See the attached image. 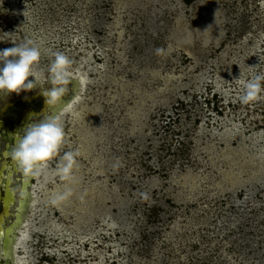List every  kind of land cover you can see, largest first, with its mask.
<instances>
[{
  "label": "rangeland",
  "instance_id": "1",
  "mask_svg": "<svg viewBox=\"0 0 264 264\" xmlns=\"http://www.w3.org/2000/svg\"><path fill=\"white\" fill-rule=\"evenodd\" d=\"M28 40L38 69L62 52L95 73L0 264H264V91L239 100L264 75V0H0V50ZM38 91L0 99L11 132Z\"/></svg>",
  "mask_w": 264,
  "mask_h": 264
},
{
  "label": "clouds",
  "instance_id": "2",
  "mask_svg": "<svg viewBox=\"0 0 264 264\" xmlns=\"http://www.w3.org/2000/svg\"><path fill=\"white\" fill-rule=\"evenodd\" d=\"M162 52L163 49H157L158 54ZM51 56L53 59L47 69H38L41 51L33 45L32 40L0 50V99H5L12 93L19 95L22 91L38 89L44 98L45 108L55 110L66 94H69V85L84 90L91 83L87 72L73 70V62L65 54L51 52ZM262 81L264 75L259 74L247 80H239L243 93L239 97L240 102L248 104L259 99L260 93L264 91ZM76 99L78 97L73 96L66 104H72ZM34 115L36 114L30 113L21 128L7 134L14 138L8 154L26 180L39 176L46 170L49 161L59 154L65 142L63 121L56 111L37 115L35 119ZM79 155L78 150L67 151L62 155L56 168L61 180H74L72 172L77 166L76 157ZM71 195V188L66 187L63 193H57L52 198L51 203L57 205Z\"/></svg>",
  "mask_w": 264,
  "mask_h": 264
},
{
  "label": "bare ground",
  "instance_id": "3",
  "mask_svg": "<svg viewBox=\"0 0 264 264\" xmlns=\"http://www.w3.org/2000/svg\"><path fill=\"white\" fill-rule=\"evenodd\" d=\"M75 71L77 72L85 71L89 73L90 75L95 73L94 69L89 66V56L87 54H84L78 59V61L76 62ZM29 79H32V78L29 77ZM90 85L91 83L89 84V86ZM69 88H70V92L69 94H66V97L63 98V102L60 104L61 108L58 110V112L64 109L65 107H67V109H65L64 114L69 115L73 119L74 117L77 116L78 113H80L79 110L78 112H76V110L83 109L81 108L82 106L80 104L82 98H80L79 96L81 93V90L75 87V85H69ZM79 90H80V93H79ZM73 96L78 97V99H76L72 104H67L68 106H66L65 105L66 102L71 100ZM47 110H49V114H51L53 111L51 107H48ZM28 116L29 114L26 117H24V120H23L24 123ZM68 125L71 126L72 123H69ZM2 127H3V130H0V137H4L7 143H6L4 150L2 151L0 155V162H1L0 164V211L2 210L0 214V255L4 256L7 261V257H9L8 253L11 250L10 248L11 242L14 240V238H16L15 237L16 229L19 227V222L21 223L22 219L24 218L22 210L25 206H28V208L31 211L33 207L35 206V204L37 203V201L36 199L34 200L33 195L30 196L29 200L27 199V196L29 195L28 185H29L30 178L26 180L23 177V175H21L20 178H15L13 176L15 173H17L18 168L16 164L11 160V157L8 153L10 151L11 144L14 142V138L7 135V134H10V132L6 128L4 129V126L1 124L0 128ZM16 130H18V127L16 128ZM8 157H10L9 158L10 160L9 162L8 161L6 162L5 159H7ZM51 177L52 175L50 171L44 170L38 176V179H37L36 186L38 187V189L41 188L43 184L48 182ZM14 181L18 185L17 195L15 192ZM6 188H7V191H6ZM27 201H30V202L29 204L26 205L25 203ZM25 224L23 226H25ZM27 226L28 224H26L25 227ZM49 228L52 231H54L55 229L52 227V225H49ZM40 234H42V232ZM24 238H26V232L23 231L21 233L20 231L19 232V244L20 245L23 244Z\"/></svg>",
  "mask_w": 264,
  "mask_h": 264
},
{
  "label": "flooded vegetation",
  "instance_id": "4",
  "mask_svg": "<svg viewBox=\"0 0 264 264\" xmlns=\"http://www.w3.org/2000/svg\"><path fill=\"white\" fill-rule=\"evenodd\" d=\"M33 91H35V90H33ZM37 98H40V99H37ZM37 99V100H36ZM34 102L33 103V105L35 106V107H33V105H32V107H28V108H26V106H28V104L30 103V102ZM66 101V100H65ZM21 103H22V105L24 106V107H22L23 108V115H22V117H21V119L17 122V124L16 125H14L13 126V131L15 132L16 131V128L18 127V129L19 128H21L23 125H24V122H23V120H24V117H26L28 114H30V113H34V114H36V115H34V117L35 116H37V115H44V114H49V110H47V108H45V105H44V98L39 94V91L37 92V93H35L34 94V96H32V97H30V99H26V100H21ZM66 106H68L67 104H65ZM16 106H18V104L17 103H13V104H11V105H8V107H16ZM58 108H56L55 110H53V111H56L58 114L59 113H62V112H65V110H61V111H59L58 112V110H59V107L61 108V105H58L57 106ZM65 109H67V107H65ZM52 111V112H53ZM46 112V113H45ZM1 124L4 126V129L6 128L10 133H14V132H11L6 126H5V124H3L2 123V121L0 120V126H1ZM0 130H3V127L2 128H0ZM9 162V161H8ZM24 184V183H23ZM28 187H29V185H28ZM5 192V191H4ZM27 199L29 200L30 199V195L29 196H27ZM29 202L30 201H27L25 204L27 205V204H29ZM33 205V204H32ZM29 209V208H28ZM28 211V210H27ZM1 212H2V210L0 211V214H1ZM24 215H25V212H23V217H24ZM22 221H23V219H22ZM16 232H17V229H16ZM15 232V233H16ZM16 237V236H15ZM15 242H16V238H14V240L11 242V245H12V249L14 248V246H13V244H15ZM10 248H11V246H10ZM2 257V259L0 260L1 262H6V259H5V257L4 256H1ZM9 257H11V254H10V256ZM9 257H7V261L9 260H11V259H9Z\"/></svg>",
  "mask_w": 264,
  "mask_h": 264
},
{
  "label": "water",
  "instance_id": "5",
  "mask_svg": "<svg viewBox=\"0 0 264 264\" xmlns=\"http://www.w3.org/2000/svg\"><path fill=\"white\" fill-rule=\"evenodd\" d=\"M59 109H60V107H59ZM63 110H65V108L63 109ZM62 112V111H61ZM6 191H7V188H6ZM28 210V206H25L24 208H23V210H22V212H26ZM22 224H24V223H20L19 222V226H21ZM14 245V244H13ZM11 250H12V245H11ZM11 250H10V252L8 253V255L10 256V254H11Z\"/></svg>",
  "mask_w": 264,
  "mask_h": 264
},
{
  "label": "trees",
  "instance_id": "6",
  "mask_svg": "<svg viewBox=\"0 0 264 264\" xmlns=\"http://www.w3.org/2000/svg\"><path fill=\"white\" fill-rule=\"evenodd\" d=\"M187 2L189 3V2H191V0H187Z\"/></svg>",
  "mask_w": 264,
  "mask_h": 264
}]
</instances>
